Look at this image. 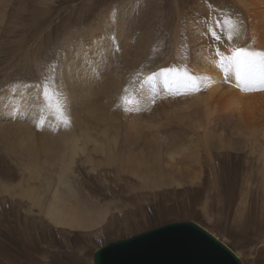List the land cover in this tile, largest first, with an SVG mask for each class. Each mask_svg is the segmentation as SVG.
Returning <instances> with one entry per match:
<instances>
[{"label": "rangeland", "instance_id": "rangeland-1", "mask_svg": "<svg viewBox=\"0 0 264 264\" xmlns=\"http://www.w3.org/2000/svg\"><path fill=\"white\" fill-rule=\"evenodd\" d=\"M221 13L248 24L235 0H0V264H93L106 244L175 222L200 225L243 264H264V130L224 113L227 85L211 94L204 80L199 90L147 83L164 68L206 77L217 48L231 55L241 32L227 45L208 33ZM73 66L88 83L75 84ZM122 96L138 100L134 110ZM137 164L157 177L135 175ZM60 173L61 203L103 213L101 226L50 223Z\"/></svg>", "mask_w": 264, "mask_h": 264}, {"label": "bare ground", "instance_id": "bare-ground-1", "mask_svg": "<svg viewBox=\"0 0 264 264\" xmlns=\"http://www.w3.org/2000/svg\"><path fill=\"white\" fill-rule=\"evenodd\" d=\"M222 2H224V1H222ZM205 6H206V4H205ZM242 6H243L244 10H242ZM249 7H251L252 11H253L252 12V14H253L252 19L250 17ZM235 8L241 12V15H242L241 18H246L247 19V22H248L249 26H248V24H246L245 26L243 25L242 27H240V32H241L242 37H241V39L239 40V42L237 44H235V45L232 44L231 48H234L236 45L239 46V45H241L243 43L250 42V44L245 45V47H248V48H250V49H252L254 51L264 52V0H251L249 4L247 3V0H235ZM203 12H205V10H203ZM207 24H208V22H207ZM202 26H204V25H202ZM240 32H239V35H240ZM247 36H248V38H245ZM205 42L209 43V40L207 38H205ZM219 42H221V44H224V43L226 45L229 44V41L226 38H223ZM226 49H227V47H224L223 49H220L219 51L221 53H222V51H224V55H227V53H226L227 50ZM207 51L208 50L206 49V53H207ZM209 53L210 52H208V54ZM91 54H93V52H91L90 55ZM77 56H76V58H77ZM208 58H207V62H206L207 64L203 62L204 64H206L205 67L207 69L210 68L208 70L210 73L209 72L206 73V74H208V75H206V77H208L209 79L204 80V82L206 84V88L208 90H210V92H212L211 94H217L218 92H221V90H222L224 85L228 86V89H227V87H225L226 88V92H224L225 95L221 94L222 95L221 96V100L223 101L222 102V108L224 109V113L225 114H229L231 117H235L236 116L235 118H238L243 123L245 121H249L250 120L251 122H254L253 124H259L258 127L260 128V131L262 133V131L264 130V90H256V91H244V90H242L243 86L242 85L238 86V81L235 78V73L234 72L226 73L221 68L218 67L217 61L219 60V57H217V58H213L212 57V59L210 58V60ZM208 60H209V62H208ZM75 67L76 66H73V77H75V80H74L75 84L78 83V81L79 82L86 81L87 80V79H85L86 78L85 77L86 74H84V76L82 75L83 72H84L83 68H80V71H79V68L78 67L75 68ZM206 68H204V71L206 70ZM84 85H86V84H84ZM101 87H102V85H101ZM151 88H152V86H151ZM88 90L89 89H87L86 91H88ZM149 93H151V92H149ZM28 96L29 95L25 96L24 99L27 98ZM89 97H91V96H89ZM87 99H88V97H87ZM25 100H27V99H25ZM95 103H97V102H95ZM82 115L83 114L81 113L78 116L77 123L81 124L83 122V121L81 122V120H83L82 119ZM254 116H255V118H253ZM128 124H129V122H128ZM132 124H133V122H132ZM134 126H135V124H134ZM127 128H129V127H127ZM64 131H65V129H60L58 131L59 140H61V138L65 137ZM22 152L26 153L27 157L28 156L31 157V158L29 157V160L33 161V167L35 168V159H36V157L30 154V152H31L30 150L25 149ZM168 155L171 158L172 154L168 153ZM76 156L77 155L75 153H73V157L75 158ZM153 156H154V158H152L151 162H153V167H155L156 163L154 162V159L156 161V158H155L156 156L155 155H153ZM260 156H264V153L262 152L260 154ZM55 158H57L56 152H55L54 156L47 158V160L48 161L49 160H54ZM63 158L64 157H62V156L59 157V159H61V160H63ZM116 158H118V156ZM116 158H110V159H112V160L115 159L116 160ZM71 161H73V158H71ZM87 161L88 162H94L89 157H87ZM109 162H111V161H109ZM121 162H120V166H119L120 168H122V166H123ZM143 162H145V160ZM27 163H29V162H27ZM99 165H100V163H99ZM141 166L142 165H140V166L138 165V167H141ZM158 166L160 167V171L158 173V177L159 178L160 177L164 178V176L167 175V174L162 176L161 175V166L159 164H158ZM124 167H125V165H124ZM29 168H30V165H29ZM149 168L151 169L149 172L150 173L153 172L152 174L156 176L157 173H154L155 171L152 170V167H149ZM145 169H146V167H145ZM126 170L129 172L128 169H126ZM134 171H135V175H136V173H138V175H139V173H145V176L143 177V179H145L146 173H149V172H147L148 170L145 171L143 168L140 169V168H135L134 167ZM143 182H147V181H143ZM56 184L57 185H56V187L54 189V192L51 195L52 202L49 204V207L46 209V216L48 217V219H49V221H50V223L52 225H54L57 228H68L70 230L81 229V230H84V231L85 230L95 229V228L101 226V223L104 220V214L103 213H97V214H94V215H90L88 212L81 211V209H79L80 211L79 210L76 211L75 208L71 209L70 207H68L65 204L61 203L60 200H61V194L63 193V190L69 188V185H66L65 177L63 176V173L57 174V182H56ZM210 234H212V233H210ZM214 237H216V236H214Z\"/></svg>", "mask_w": 264, "mask_h": 264}, {"label": "water", "instance_id": "water-1", "mask_svg": "<svg viewBox=\"0 0 264 264\" xmlns=\"http://www.w3.org/2000/svg\"><path fill=\"white\" fill-rule=\"evenodd\" d=\"M93 264H243L236 254L194 222L165 224L106 244Z\"/></svg>", "mask_w": 264, "mask_h": 264}, {"label": "snow or ice", "instance_id": "snow-or-ice-1", "mask_svg": "<svg viewBox=\"0 0 264 264\" xmlns=\"http://www.w3.org/2000/svg\"><path fill=\"white\" fill-rule=\"evenodd\" d=\"M221 17V19L209 24L208 33L215 42L221 41L225 35L227 40L231 42L234 37L239 35L242 21L233 19L231 16H225L223 13H221ZM230 52L231 55H224L217 48L218 67L226 73L234 72L238 86H243L242 90H264V52L254 51L248 47H234L230 49ZM157 76L163 77V83L167 88L176 89L177 91L187 88L199 90L200 83L209 79L208 77L191 75L183 69L164 68L159 73H152L148 76L147 83H154ZM121 101L126 105L125 111L134 110L128 105L138 103V100H129L123 96ZM64 109L65 105L57 101V118L64 125H67L69 117Z\"/></svg>", "mask_w": 264, "mask_h": 264}]
</instances>
